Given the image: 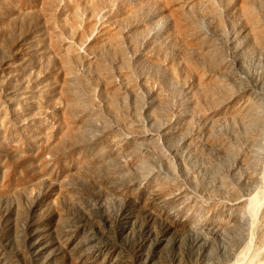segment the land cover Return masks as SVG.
I'll use <instances>...</instances> for the list:
<instances>
[{
	"label": "rangeland",
	"instance_id": "374dc122",
	"mask_svg": "<svg viewBox=\"0 0 264 264\" xmlns=\"http://www.w3.org/2000/svg\"><path fill=\"white\" fill-rule=\"evenodd\" d=\"M241 1L179 0L183 37L159 0H0V264H264V48ZM252 196L242 222L183 200Z\"/></svg>",
	"mask_w": 264,
	"mask_h": 264
},
{
	"label": "bare ground",
	"instance_id": "6f19581e",
	"mask_svg": "<svg viewBox=\"0 0 264 264\" xmlns=\"http://www.w3.org/2000/svg\"><path fill=\"white\" fill-rule=\"evenodd\" d=\"M190 1L209 2V0H190ZM159 2L164 4L166 11L168 13V16L171 18V20H173L174 28L176 30H177V28H179V31L178 30L177 31L183 37L187 36L189 34V27L185 24L183 16L179 13V11H180L178 8L179 0H159ZM122 8L125 12H127L130 9L127 4L122 5ZM241 9H242L243 15L245 16L247 22L249 23V25L251 27L254 40L256 41V43L259 46L264 48V32L262 29L259 28L255 17L252 15V11H251L250 7L243 0L241 1ZM69 98H71V97H69ZM73 98L78 99V97H73ZM73 98H71V102L69 101L70 104L72 103L71 105H73L75 103H78V104L80 103L78 101H80L81 98H79V100H77V99L73 100ZM81 104H82V101H81ZM81 104H79V105H81ZM73 106H77V105L75 104ZM253 162H252V164H254ZM170 170H171V174H173V175L170 177L171 179L168 178V180H164V185H163V187H164L163 191L164 190L166 191L165 195L167 196V197H165V199L166 198L167 199L179 198V197L184 195L183 191L180 189V185H179L178 181L176 180L174 171L172 170V168H170ZM61 186H62L61 184H58L57 188L60 190L62 188ZM183 197H185V196H183ZM183 200H186V204L188 206H191V209L196 211V212L208 213V214H210L212 216H216V217H223L227 221L230 220L232 222L233 221L234 222H242L246 218L247 214L249 213L246 210L251 205L255 204L257 201L256 197H253V196L250 197L247 201L240 200L238 197H236L233 200H231L230 202H222V203H217L214 201L205 202V201H200L196 198H192V199L191 198H183ZM247 205H248V208L246 209ZM254 209H255V207H254ZM260 252H261V250L257 253H253V254H255V256H257V255H259ZM255 256H252L253 259H255ZM253 262H254V260L251 262V264H259L260 263V262L259 263H253Z\"/></svg>",
	"mask_w": 264,
	"mask_h": 264
}]
</instances>
